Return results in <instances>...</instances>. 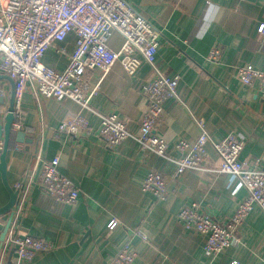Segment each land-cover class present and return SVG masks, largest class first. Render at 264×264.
Returning <instances> with one entry per match:
<instances>
[{"label":"crops","instance_id":"0c3cea01","mask_svg":"<svg viewBox=\"0 0 264 264\" xmlns=\"http://www.w3.org/2000/svg\"><path fill=\"white\" fill-rule=\"evenodd\" d=\"M125 1L160 31L157 67L179 77V101L165 103L156 131L170 145L168 154L176 156L171 147L180 139L195 141L199 135L195 120L203 119L211 141L233 134L243 145L239 160L257 158L264 169V100L256 86L247 87L234 75L236 67L247 64L264 72V38L257 33L264 22L263 0ZM74 40V35H67L59 44L66 54L50 49L42 63L62 71ZM121 44L117 33L107 41L114 51ZM213 48L221 52L218 63L207 61ZM151 77L145 63L134 76L118 63L104 76L96 70L88 72V85L98 86V91L87 111L69 99L37 97L33 87L26 86L19 119L32 129V135H25L32 142H17L11 133L5 154L6 183L15 191L16 183L31 176L23 211L13 226L21 234L49 242L52 250L22 264H108L128 240L136 253L133 264H264V213L259 208L238 228L241 243L215 257L204 252V235L184 231L176 219L182 207L197 204L204 215L226 223L246 195L237 180L215 172L219 162L211 145L205 147L206 171H186L169 183L168 199L157 203L151 193L142 191V183L151 170L169 177L174 164L141 151L131 138L110 150L98 137L100 117L110 114L122 119L132 134H139L146 108L142 88ZM0 90L1 111L7 106L9 83L0 81ZM79 111L88 118L90 133L78 138L58 133L60 123ZM0 124H4L1 113ZM2 143L1 138L0 147ZM55 156L59 172L79 188L74 204L58 203L33 184L41 161ZM8 200L0 179V209ZM8 214L0 215V233ZM112 220L117 226L109 230ZM135 231L138 236H133ZM10 251L2 264L9 262Z\"/></svg>","mask_w":264,"mask_h":264},{"label":"built area","instance_id":"2783aa9c","mask_svg":"<svg viewBox=\"0 0 264 264\" xmlns=\"http://www.w3.org/2000/svg\"><path fill=\"white\" fill-rule=\"evenodd\" d=\"M264 4V0H263ZM117 33L122 39L116 51L109 48V37ZM264 38V22L257 29ZM74 35V48L68 55V62L62 71H56L42 63L44 54L50 50L65 55L59 44L67 35ZM160 31L155 29L125 0H0V73L7 75L14 83V101L11 113L14 122L12 133L23 132L32 135V129L20 122L21 101L27 85H31L35 96L62 101L69 99L77 103L81 111L89 109L90 99L97 93L98 86L90 87L86 74L99 71L102 76L112 66L120 64L124 72L134 76L145 63L152 77L146 81L142 94L146 100L145 112L139 122V134H132L125 122L114 114L101 116L98 137L108 149H115L123 140L133 139L139 149L159 156L174 164V171L166 177L151 170L147 173L142 191L151 193L155 201L163 202L169 197L168 186L188 170L206 171L208 157L206 145H211L218 157L215 172L235 179L245 189L246 195L238 204L234 214L226 223H218L199 211L197 204L184 206L176 219L184 231H196L205 236L204 252L212 257L219 255L233 245L241 243L238 228L254 208L264 213V169L260 160H239L242 141L233 134L222 140H210L203 119L195 120L199 135L195 141L184 139L172 145L175 157L168 154L170 145L157 134L167 101H179L177 95L178 76H168L155 62ZM221 52L213 48L207 61L218 63ZM235 78L247 87L256 86L264 100V72L251 65L235 68ZM3 96L0 90V97ZM8 113L7 107L0 111ZM88 118L82 112L63 120L58 133L69 138H78L90 133ZM59 157L42 160L38 179L33 183L45 195L61 204H74L79 196L78 186L58 170ZM31 176L22 183H16L18 191L13 207L12 221L1 247L0 264L7 252L13 250L10 264L31 262L38 254L52 250V245L40 238L21 234L14 229V222L21 215ZM117 226V221L108 223V229ZM139 232H133L138 236ZM128 240L111 258L108 264H133L136 253L130 250ZM230 264H238L232 261Z\"/></svg>","mask_w":264,"mask_h":264},{"label":"water","instance_id":"95a60500","mask_svg":"<svg viewBox=\"0 0 264 264\" xmlns=\"http://www.w3.org/2000/svg\"><path fill=\"white\" fill-rule=\"evenodd\" d=\"M0 81L8 82L9 87H10L7 102H6L7 103L6 107L8 109V113H6V115H4V124L3 125L0 124V140H1V138L3 139L2 147H0V179L3 183V185L5 186V188L8 192V195H9V200H8L7 204L0 209V215L9 213L7 220H6V223L3 227V230L0 233V250H1L2 243L5 240L7 231L9 229V226H10L11 221H12L13 213H12L11 209L14 207V205L16 203L18 191H12V189L6 183V162H5V154H6V150H7V146H8V141H9L10 136L13 134L11 131V126H12V123L14 122V117L11 113V109L13 107V101H14V83L7 75H4V74H0ZM3 104H4V99L1 96L0 97V107L3 106ZM15 134H16L17 142H26L28 144H30L32 142L31 139L26 138V136L24 135L23 132H17ZM12 253H13V250H11L9 253V257H8L9 262L7 264H10V259L12 257Z\"/></svg>","mask_w":264,"mask_h":264}]
</instances>
